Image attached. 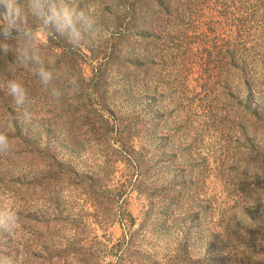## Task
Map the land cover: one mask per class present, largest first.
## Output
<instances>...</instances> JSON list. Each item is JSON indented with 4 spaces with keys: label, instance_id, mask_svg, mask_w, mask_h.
Here are the masks:
<instances>
[{
    "label": "trees",
    "instance_id": "trees-1",
    "mask_svg": "<svg viewBox=\"0 0 264 264\" xmlns=\"http://www.w3.org/2000/svg\"><path fill=\"white\" fill-rule=\"evenodd\" d=\"M19 2L24 8V26L31 29L39 25L40 21L28 10V0ZM66 2L91 14L98 22L96 25L107 30L109 40H115V44L110 52L97 51L93 47L95 37L86 34L85 41L73 47L64 38L37 29L34 34L41 60L54 66L59 77L54 85L64 92L56 101L41 86L33 67L15 64L14 54L22 40L16 35L7 41L0 37V42L7 43L11 49L7 55L0 53V131L8 134L13 145L11 154L0 155V190L9 191L14 200L13 208L19 216L14 234L26 233L28 226L32 227L37 230L34 237L37 246H42L50 233L57 240L56 246L63 248L56 264H103L108 257L102 249L105 245L98 235L86 236L87 226L83 223L79 222L78 234H74L73 239L64 237V246L58 243L61 236L53 230L56 227L61 230L62 225L69 223L67 218H62L60 199L55 202L52 199L47 207L49 218L33 217L35 199L39 201L48 194H59L63 191L62 182L74 178L72 187L81 189L98 212L107 213L100 215L99 223L109 215V219L119 221L125 229L127 240L108 250V255L113 257L110 263L132 264L126 259V252L133 246L136 220L131 212L117 205L129 190L136 187L147 197L146 220L142 224L145 226L154 211L153 200L164 199L175 209L183 201L191 200L195 193L193 187L199 183L195 177L201 175L202 181V174L210 173L219 178L222 172L228 182L232 181L235 172L230 174L225 159L234 158L232 152L243 144L239 138L233 141L231 134H234L230 130L237 132L239 128L241 134L244 130L241 125L234 127L232 121L249 120L251 125L257 126L263 115L253 104L258 102L264 108V0H107L101 3L102 8L89 6L87 0ZM5 7L0 4V11ZM86 41H90V46ZM123 42L144 46L145 58L123 59L125 47L118 48ZM89 64L92 78L85 73ZM231 76L236 84L233 93L224 87L219 97L212 100L210 95L203 97L199 92L204 88L207 93L214 79L222 78V83L227 85ZM70 77L78 80L80 87L76 94L68 87L67 78ZM9 80L18 81L27 90L30 120L23 118V109L18 108L8 94ZM192 82L197 85L190 91ZM118 97L124 100L116 101ZM121 101L134 108L144 106L140 107L143 108L141 112L126 118L118 106ZM50 105L54 109L53 116L48 109ZM146 114L153 116L142 120L140 117ZM63 118L71 131L82 127L86 135L98 138L119 135L131 141L134 136L144 134L159 138V142L154 149L137 151L127 140L115 148L114 155L106 158L101 180L79 181L76 172L67 167L65 151L57 136ZM229 131L227 153L223 154V160L215 158L218 164L213 167L211 154H204L206 138L212 135L214 139L215 134ZM164 155L167 158L158 161L159 168L152 169L156 157ZM256 158L264 166V153ZM119 162H123L132 174L127 175L118 190L110 191L109 184L103 183L115 172ZM176 166H179V173L168 186L156 188L154 182L147 184L158 170L174 171ZM192 171H196L194 178L190 174ZM231 185L233 191L226 198L228 201L221 202L216 197L201 200L203 213L196 212L192 218L195 223L203 215L207 216V223L213 229L208 232L214 238V243L210 244L211 253L224 249L223 255H227L230 246L251 252L250 237L255 234L254 229L264 236V224H255L257 221L252 219L249 202L237 200L236 187ZM197 187L202 191L201 184ZM262 188L253 184L245 187L248 196L258 194L259 198L264 196L260 194ZM196 207L200 205L197 203ZM242 207L249 212L247 223L239 221ZM188 212H192V208H188ZM21 239L24 236L16 241V247L13 244L10 248L16 257L15 264H47L40 262L41 257L32 261L33 242ZM1 248L0 253L4 254ZM52 263L49 259L48 264Z\"/></svg>",
    "mask_w": 264,
    "mask_h": 264
},
{
    "label": "rangeland",
    "instance_id": "rangeland-1",
    "mask_svg": "<svg viewBox=\"0 0 264 264\" xmlns=\"http://www.w3.org/2000/svg\"><path fill=\"white\" fill-rule=\"evenodd\" d=\"M87 1L89 6H99L100 8L103 7L101 3L105 4V2H107V0L93 3L90 0ZM97 29L99 37L97 39H95L96 37L94 38L93 47L97 51L110 52V48L115 44V40H109L110 36L107 35V30H104L100 25H97ZM125 43L126 42H123L121 43L122 45L118 46V48L125 47L126 53L123 59L132 58L137 60L138 58H145L147 51L144 46H141L140 44L138 46H132L129 45L128 42ZM85 44L90 46V41H86ZM105 47L107 48L106 50ZM114 66L113 68L115 70L116 66ZM85 73L88 78H92L93 74L90 64L86 66ZM222 82V78L214 79L210 82V89L208 87V91H206L207 93H204V88L200 89L199 92H201L203 97H205V94L210 95L212 100L219 97L224 87L229 88L233 93L236 84L232 76L227 85H224ZM196 85V82H192L189 86L190 91ZM117 100H124V98L122 99L118 97L116 98V101ZM118 106L120 107V111H123L127 118L130 115L132 116L133 113L141 112L143 108L140 107H143L144 104L138 108H134L131 104L121 101ZM254 107L260 108V112L263 114L260 116L257 126L251 125L249 120L241 121L239 119L237 122L232 121L234 127H239L240 125L244 127L242 134L246 136L247 140L244 139L245 137L241 132L238 133L239 128L236 129L237 132L235 130H230V128L228 129L234 134H231L233 141L239 138L243 144L238 150L232 152L234 158L225 159V164L230 166V174L235 172L231 182H228L227 176H224L222 172L218 174L219 178H216L213 174L210 175V173L207 175L202 174V181L200 178L201 175L195 177L196 181L199 180V183L196 185L199 186L201 184L202 191H199L198 187L194 186L195 193L193 197H190L191 200L183 201V203L180 204V207H177L176 209L175 206H168L164 199L157 198L153 200L152 210L154 209V211L145 226H142V224L146 220L144 211L147 208L148 201L144 193H141V191L135 187L134 190H129L127 196H124V198L119 200V204L117 205L123 207L126 211L131 212L136 220L134 229L137 230V232L134 234L133 246L127 249L126 252V259L129 262L132 264H264V236H260L256 229H254L255 232H253L255 234L250 237L251 252L247 250L244 252V249L237 250V248L230 246V250L226 251L227 255H223L224 249L218 253L210 252V244L214 241V238L211 236L210 232H208L209 230H212L213 232V229H211L207 223V216L203 215L201 219L195 223L194 220L192 221L196 212H199L200 214L203 213L204 207L201 200L205 201L208 198L213 199L216 197L220 198L219 200L221 202H225L229 193L233 191V186L231 184H234L237 190V200L239 198L247 200L251 207L250 210L253 212L252 219H256L257 221L255 224H264V196H262V198H259L258 194H250L248 196L249 193L248 191L246 193L245 189L246 184L257 185L259 188L264 187V166L261 162H258L256 158L257 155L264 153V108L258 102L253 104V108ZM48 109L50 110V115L53 116V107L50 105ZM152 116V114H146V117L140 118L143 120ZM65 120L66 118H63V120L61 119V127L58 129L57 136H59L61 140L60 147L65 151L67 167H70L76 172L79 181L85 180L91 182L95 180L97 182L101 180L102 171L105 169L106 158L110 155H114L115 148L121 147V144L129 139L126 137H120L119 135L111 136L114 140H112L111 137L98 138L86 135V129L82 127L71 131L66 125ZM25 127H27V125ZM9 131L13 132L12 128H10ZM230 131L215 134L214 139L212 135L207 136L204 154L207 155L209 152L213 157L211 158V166L215 167L216 164H218V161L215 158H218L219 160L224 159L225 156H223V154L227 153L226 141L230 137L228 136ZM158 142L159 138L153 139L144 134L134 136L130 141L132 148L137 151H141L142 148L154 149ZM168 155L169 154H167V156ZM167 156L156 157V164L152 169L159 168V164H157L158 161L165 160ZM220 165H222V161ZM173 169L174 171L171 169L172 171L167 172H161L158 170L156 175H152L153 180L151 177L147 184L154 182L156 188L168 186L174 176L179 173V166H176ZM114 170L115 172L108 176L107 180L103 183L104 185L109 184L111 187L110 191H113L114 189L118 190L117 187H121L127 180V175L132 174V171L129 170L123 162L117 163L116 169ZM196 171L190 173L192 178H194ZM189 178L190 175L187 179ZM256 178H258V180ZM73 181H75L74 178L71 181L64 180L62 182L63 191L57 195L48 194L43 196L39 201L35 199L36 209L33 217H40V219L49 218L50 213L48 212L47 207L52 203V199L54 202L57 198L60 199L61 211L63 213L62 218H67L69 223L67 226L62 225L61 230L60 227H56L53 230L57 235L61 236L58 243H60L61 246H64V237L67 239H73L74 234H78L77 226L79 222L83 223L87 226L86 236L89 234L92 238L95 235H98L100 241L105 245L102 249H104V252H107V255L105 256L108 257L104 258L105 261H103V264H112L110 262H112L113 257L108 255V250L114 245L123 243L125 239L127 240V238H125V229L119 221H114L112 218L109 219V215L101 218V223H99L100 217L107 213L104 211L105 213L101 214L98 210L92 207L91 202L87 200V196L84 192L79 188L72 187ZM1 191L2 190H0V210L14 207V200L11 196L12 194L9 191L6 193ZM260 194H264V188L260 190ZM226 201H228V199ZM197 203L200 205L198 208L196 207ZM188 208H192V212H188ZM239 213V221L247 223V220L245 219L249 212L245 211L242 207V211ZM252 224L254 223L251 222V225ZM252 226L256 228L255 225ZM242 228H244V226H242ZM36 231V229L29 226L28 231L26 233L23 232V234H14L15 229L11 232L0 230V247H2V252L4 254H9L14 260L16 258L15 254L14 252L12 254L10 248L13 244V246L16 247V241L24 236V239H21L22 241L30 239L33 242L32 254L34 255H32V261L41 257L42 261L40 262H45L47 264L49 259L53 260L52 264L59 262L60 254L58 253H62L63 248L56 246L57 240H55L50 233L49 239L46 238V243H42V246H37L36 239L34 238L37 235ZM7 246L8 248H6ZM214 260H216V262H214Z\"/></svg>",
    "mask_w": 264,
    "mask_h": 264
},
{
    "label": "clouds",
    "instance_id": "clouds-1",
    "mask_svg": "<svg viewBox=\"0 0 264 264\" xmlns=\"http://www.w3.org/2000/svg\"><path fill=\"white\" fill-rule=\"evenodd\" d=\"M6 5L0 11V37L7 41L13 35L22 40L14 56L15 64L23 68L33 67L34 73L41 86L53 100L59 101L64 95L60 87L54 85L59 77L54 66L46 65L42 60L36 45L37 29L58 35L64 38L73 47H79L85 41L86 34L99 37L95 18L84 10L74 7L66 0H28V10L31 15L40 21L39 25L29 29L24 26V8L19 0H0ZM11 51L9 45L0 42V53L7 55ZM67 84L72 94L79 92V83L76 77L67 78ZM8 94L13 98L16 106L23 109L24 119L30 120L26 107L29 101L25 87L16 80L7 82ZM13 145L6 132L0 131V155L11 154ZM19 216L13 207L0 210V230L11 232L18 226ZM0 264H15L11 256L0 253Z\"/></svg>",
    "mask_w": 264,
    "mask_h": 264
}]
</instances>
